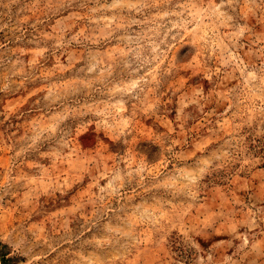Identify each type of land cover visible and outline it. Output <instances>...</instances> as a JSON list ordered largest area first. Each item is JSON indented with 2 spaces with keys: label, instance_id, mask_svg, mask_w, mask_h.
I'll return each instance as SVG.
<instances>
[{
  "label": "rangeland",
  "instance_id": "rangeland-1",
  "mask_svg": "<svg viewBox=\"0 0 264 264\" xmlns=\"http://www.w3.org/2000/svg\"><path fill=\"white\" fill-rule=\"evenodd\" d=\"M1 258L264 264V0H0Z\"/></svg>",
  "mask_w": 264,
  "mask_h": 264
},
{
  "label": "trees",
  "instance_id": "trees-1",
  "mask_svg": "<svg viewBox=\"0 0 264 264\" xmlns=\"http://www.w3.org/2000/svg\"><path fill=\"white\" fill-rule=\"evenodd\" d=\"M1 264H5L3 258L0 259Z\"/></svg>",
  "mask_w": 264,
  "mask_h": 264
}]
</instances>
